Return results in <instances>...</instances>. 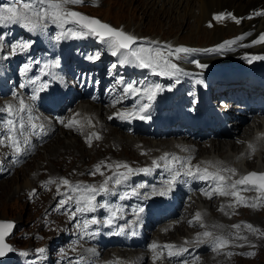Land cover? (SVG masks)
<instances>
[{
  "label": "bare ground",
  "instance_id": "6f19581e",
  "mask_svg": "<svg viewBox=\"0 0 264 264\" xmlns=\"http://www.w3.org/2000/svg\"><path fill=\"white\" fill-rule=\"evenodd\" d=\"M168 3L169 2L165 1L162 4L163 8L165 4H168ZM187 3H188L186 4L187 21L189 23L191 22V20H196V21L198 20V21H204L210 25H209V28L201 27L202 25L199 27V30L202 31L201 36L208 37V39L204 41L205 43L208 42V44L201 45V44H197V42L195 44H193L192 42L190 43L187 42L185 44L189 45L188 47L190 48L192 46H200V45L206 46V47L208 46V48L197 49L199 51L187 54L188 60L182 63L192 64L191 67L192 69H195L194 71L196 73L194 72L193 74L191 73L188 74L185 72L186 73L185 75H182L179 77L183 81L182 89L179 92H177L176 90V83H175L176 78H169L168 76H163V75L158 74L156 84L161 85L163 90L157 93L154 100L149 102L147 100L146 95L143 93V89L141 91V94L133 96L131 98L130 101L133 102L134 104L136 103L149 104L151 106L149 108V111L153 110L159 101L163 102V107H162L163 110L173 111L172 109L173 105H175V103L178 102L181 98H183L182 107H185L186 103L190 101V98L196 95L195 87L193 85L194 79L211 81L212 83L215 80H220L224 83V85L218 86L217 89L227 88V85L230 83H233L234 87L237 86L236 85L237 83L234 81L233 78L231 82V81H227L229 78L225 79L221 75L222 73L221 68H218L211 75V69L207 70L206 68L200 69L196 67L195 64L190 62L191 59L193 60V57L196 55H202L204 53L212 54L213 56L212 58H202V59H197V60L203 61L204 63H206L212 59H221L219 60V62L220 61L227 62L225 63L226 64L225 67H232V66L238 65L237 69L239 70H245V69H247L248 71L253 70L260 76L264 75V60H253L252 63L248 62L249 59H251L252 57L264 56V42L254 43V41H256L259 38V36L262 33H264V17L253 16L254 7L260 5L261 3L264 4V0H191V3H190V0H188ZM78 8H81V7H78ZM176 8L177 9L180 8L181 10H184L185 7L181 5H176V4L175 5L173 4L171 6V10L176 9ZM173 11H169V14L174 13ZM217 15H222L223 18L215 19L214 17H216ZM146 16L147 15H144L143 18ZM228 17H235V19H233L234 20L233 23H236L238 25L236 26V28L235 26H232L233 24H229L230 21ZM168 20L166 22H168L171 25L174 24V23L172 24V22ZM237 20H239V23L236 22ZM155 23L158 24V22L156 21ZM189 23H187V25ZM178 25L175 26L176 29L182 26V25L181 26H178ZM16 26L18 27V29L22 28L20 24H16ZM53 27H58V26L53 25ZM66 27L76 28V25L70 24V25H67ZM189 28L194 30V27L191 25H189ZM59 29L60 31H63V29L61 28ZM36 31H33L29 34L24 33L23 31H18V30H16V32H14L13 34L6 32V35H5L6 39L2 41L3 49L0 50V79L5 85L8 86V88L6 91L0 90V108L4 107L5 105L11 104L13 105V110L15 112V110L19 107V101L21 99L22 93L14 90L16 81H20V88H21L20 91H27L29 93H33L34 90H37L38 92H40L41 89H38L37 87H40L41 84L43 83H48L52 81V78L49 75V70L56 68L57 61L55 57L52 56L47 59L48 63H45V64L49 65V67H45V64H41V60L37 59V57L41 56L42 51L49 50L48 45H51V42L49 41L47 34H44L45 37H42ZM124 31H127V30H124ZM237 32H239L238 35L235 34ZM13 36H18L22 41L30 39L31 42L33 41L32 46L30 47V49H28L27 51L23 53L9 54L10 45L12 44V41L10 39H12ZM153 38H150V37L142 38L141 39L142 43L139 44V46L142 45L145 47H151L153 46L155 42H159L161 46L167 45V42L165 40L162 39V40L156 41ZM227 39L228 40L230 39V41H227V42H234V43L229 44L231 45V48L230 49L228 48L229 50H227V53H225L226 52L225 51L221 55L219 53L221 50L220 51H204V50H212V49L217 48V46H219L220 43L224 42ZM224 44H226V42ZM243 45L247 47V49L244 51L241 50V47ZM102 47L105 48L104 45ZM173 48H175V46ZM96 52H98V50H93V54ZM20 60H25L27 64L30 66L29 69L25 73L19 72L18 70L17 64ZM172 60L178 61L177 59H175V57H173ZM96 61L98 64H100L102 61L101 57L99 60H96ZM214 61L215 60H213V62ZM203 62H200V63H203ZM219 62L216 64L219 65ZM227 64H229L230 66L229 65L227 66ZM203 70L208 75H211V76H208L207 74H205ZM250 76L251 74L248 72L242 75V77H250ZM159 77H161V80H159ZM33 81H35V83H33ZM148 87L149 86L145 88H148ZM188 89L189 91H187ZM9 92L11 93L12 96L8 99L4 98L5 96H8L6 94ZM72 97L75 98L74 96ZM29 104L30 103L25 104L27 106V109H28ZM85 106L87 107L88 110L92 111L90 118L93 119L92 121L95 123L94 124L95 126L88 128V129L87 128L84 129V126H77L75 129L62 128L60 133L54 135L50 141H52L57 135L60 136L63 133L67 135L69 133H73L75 135L73 134H70V135L76 138L74 141L67 142L66 144H64V141L66 140L61 139L59 142V143L64 144L63 147L64 146L67 147L65 148L67 151H71V149L74 150L73 147H75L76 144L81 143L80 140H82L83 143L86 145V147H91L94 150L97 149V145L100 146L102 144V146H104L103 143L106 141L107 142L106 145H108V143H112L114 145L113 147L124 146L126 151H129V153H133V155L136 151L135 148H138L139 150L137 151H139V154H135L134 156H132V154L127 153L125 155L119 154L117 156L116 154L111 152L112 150L110 151V149H112L113 147L110 148L111 147L110 146L104 149L101 146L103 149L101 148V151L95 150L96 154H99V155L97 157H94L89 162L87 169L82 170L81 168H79L76 174L70 173L71 175L75 177H81L83 175V172L85 173L81 178H85L87 182L85 184H78V183H72L74 179H78L75 177H64L63 176L62 179H58L57 177H55L56 175L59 174V171L56 170L57 167L55 163H57V165L62 163V159H60V157H62L61 155H66V154L71 155L72 154L70 152L69 153L66 152V154L65 153L57 154V152L59 151V148H63V147L59 146L60 144H56L57 147H55V149H57V152L55 151L53 152L51 150V152H49L50 154H48V155H54V156L55 154H57V159L56 160L53 159L52 161V165L55 166V167H52L53 170H50V168L48 167L41 166L38 171L35 170L37 171L34 174L36 176V183L33 185L29 184V181H26L25 183L27 184L26 185L27 187L29 185L35 186L37 183H39V190L36 191L35 195L38 194L39 196V198L36 201L40 203V207L42 209L41 223L46 226V229L48 227L49 220L47 222L44 220L45 215L47 216L48 219L51 217L53 218L54 222L52 221L51 223L60 222L57 228H60L61 232L66 231L65 234L62 233L56 236L60 238V241H61L60 244H57V245L53 244L52 242L53 236H52L51 238H49L48 242L46 243L44 247H37V246L34 247L33 255L30 256L29 259L33 258L34 260L39 262V264H47L46 257H43V259H40L43 255H47L51 251H56V250L61 251L62 249L63 251L59 257L60 259L59 264H97L95 262V257L93 256V251L88 252L89 245L92 244L95 241V239H93L91 235L90 237H88V234H89V231L94 226H96L98 223L95 225H91L88 229H84L83 221L85 219H91L95 217L100 222V217L102 215L104 218H108L107 215L111 216L112 208L118 209L119 211L117 213L125 211V209L121 208L122 203L125 204L128 201V198L125 197L124 195L126 193H131V192L133 193L132 191L133 189H136L137 192H140L146 188V187L144 188L140 187L141 179L145 178V174H144L145 172L138 171L139 169L148 168L146 157L145 156L143 157V152L149 151V149L153 148V151H150L151 153L150 160H155L157 153H154V152L157 151L159 148H166L168 145H170V144H164L165 141L162 142L163 131L165 130V128H160L157 132L151 133V136L154 139H158L159 141L161 140L160 142L154 144V142L151 143L150 141H148L144 143L143 139L142 140L140 139L142 147H138L136 144L134 145V143L138 142L137 141L138 139L136 140L133 138L132 140L130 139L132 138V136H130L129 132L128 133L126 132V134L123 135L121 131L122 128L128 131V128H132V125L126 124L122 120L118 119L119 118L118 116L113 115L112 111L107 110L109 106L106 108L101 107L100 104H98L97 99L91 100V102L89 101L85 102ZM187 107L189 108V106ZM25 112L19 113L18 115H14V116H10L7 112H0V183H1L0 186H3L2 182L5 183V181L11 180L8 178L14 176L15 174L24 172L25 169H27V165L31 161L32 154H30V157L27 158V163H26L27 165H23V167H19V165L14 164L13 162H15V158L17 157L19 153H15L13 148L10 146L11 141L9 139H5V136L8 135L9 133H8V126L4 123V121L8 119H15L17 121L21 117H23ZM227 112L229 115H231V112L229 111ZM179 113L180 111H177V114ZM85 120H86V117L84 116L83 121ZM109 123H114L117 126L111 125ZM137 124L138 125L136 128V132L143 131L142 123L137 122ZM97 136L99 137V139H97ZM119 136H122L123 138H119ZM67 137L71 139V136H67ZM25 138H28V143L26 145L23 143L21 144V148L23 150L26 149L28 145L30 144V141L33 140V137L25 136L21 138V141H23ZM50 141H48L44 145L43 148L47 147V144ZM213 145L215 147V150H217L220 155H222L225 150H233L231 161L227 158L225 159L226 161H217L216 159L209 158V160H212V164L217 166L218 168H221V169L222 168H234L236 170V175L234 176H232L228 172H223L226 177L231 178L230 181L228 182H231L233 180L235 181V179L237 180L240 179V177L244 175L246 170H253V171L256 170L259 172L264 171V145L260 146V153L258 157H260L259 159L261 160L259 162L257 160L258 159L257 156H252L250 157L249 160L248 159L244 160L246 156H243V155L248 154L253 149H255V147H250V145L248 144L245 145L242 143L240 145H237L235 143L222 144L219 142L217 143L215 142L213 143ZM121 149L122 148H120V150ZM40 150L41 148L37 150V153H36L37 155ZM205 150L206 149L204 148L203 151ZM115 151H119V150L116 149ZM140 156L142 158H140ZM70 158L72 157L70 156ZM68 161L70 160L68 159ZM242 161L246 169L243 165H241ZM123 164H127L129 167L137 171H135L133 174L128 175L127 180H123L120 185H115L113 181H109L108 186L113 191L107 194L101 193L96 198L98 204H101V205L106 204L108 205L107 208L98 207L96 212H90V213H84V214L76 213L75 219L73 218L71 214L72 212L75 211V208H76L74 199L69 200L68 203L65 204L63 207H61L60 204H58V206L55 208V201H53V194L54 192L57 193L56 191L59 190L60 188L66 187L68 190L62 200L67 199L68 195H71L73 198H76L78 196V193L72 191V189L69 188V186L62 184L63 179H67L70 182V185H73V186L75 185H85V186L94 185L96 187H99L100 185L104 183L105 180H108L109 177H113L115 173H126L127 169L123 167H119V168L116 167V165H123ZM98 165H100L99 171H97ZM74 168H77V167L74 165ZM146 178H149V176H147ZM49 181H55V183H49ZM240 187L242 186H238L237 190H239ZM29 188L25 190V193H27ZM54 188L55 190L53 192ZM7 192H8V188H7ZM35 195L32 199L35 198ZM49 195H50V198L47 199L46 197ZM255 195L256 194L253 193V191L251 190L239 191V196L243 198V201L241 202H237L236 198L233 196H223V200L220 198L213 200L211 203L214 205L211 204L210 208L205 209V210L199 208L200 218L202 219L206 218V214L208 213L206 211L210 210L209 213L212 216V218H209L211 220L207 221L209 223H211V221L215 219L216 217H218V219H220L219 217H222L223 215H225L226 217L227 213L230 212L232 216L236 219L235 225H238L239 227L230 226V224L228 225L227 223H225L226 226H224L225 225L223 223L224 221L220 222L219 225H217L215 224L214 221H212L211 224L213 225H209V226H215L214 227L215 230L211 231L213 233V236H220L229 241L228 246L213 250L214 246L212 243H210L211 238H201L200 242H198V239H197L199 230H200V233L208 231L206 230L207 228L203 226L205 225V221L203 224L199 225L198 223H196V221H194V219L190 220L188 225L190 226V228L193 229V231L197 230V233L195 232L193 234L195 238H191L188 240L189 241L196 240V243L195 245H193V244H186V242H184L186 250L182 254L187 255V256H183L181 258L172 256L167 259L169 261V264H235L240 259L244 261L254 259L257 256V254H259V247L256 244H252L251 242L255 241V239H259V234H260L261 229L258 226H261V225L255 224L249 219H245V218L250 217V215H255L253 214V212L260 213L264 211V196L258 198ZM121 197H125V198L121 199ZM130 199L131 198H129V200ZM245 204L255 205V206L254 207L244 206ZM215 205L217 206V208H219V205H220L219 210L221 211H216L214 209V207H216ZM59 210H60V213H59ZM221 220L222 219H220V221ZM241 221L243 222L242 224H237V222H241ZM258 221H260V218L256 217V222ZM247 225H251L253 229H256L258 231H253L252 229H249ZM65 228L67 230H63ZM181 231L182 229L180 230V232ZM241 232H244V233H241ZM251 232H253L254 235H251ZM174 234L175 233H171L170 237H173ZM42 236L43 237L45 236L44 232ZM244 237H246V239H243ZM99 248L103 249L104 251H107V249L105 250L104 246L100 245ZM37 249H44L45 251L43 253H39V252H36ZM159 249H161V247H159ZM17 250L18 248L15 251L16 255H18ZM248 253H254V255H248ZM107 255L109 257L112 256L110 253V250L108 251ZM18 256H21V255H18ZM182 260L184 261L182 262ZM146 262L147 260L145 261V258H142V261L140 262V264H146ZM3 263L16 264V257L13 255L10 259L4 261ZM53 264H56V262H53ZM105 264H108V262H105Z\"/></svg>",
  "mask_w": 264,
  "mask_h": 264
},
{
  "label": "rangeland",
  "instance_id": "374dc122",
  "mask_svg": "<svg viewBox=\"0 0 264 264\" xmlns=\"http://www.w3.org/2000/svg\"><path fill=\"white\" fill-rule=\"evenodd\" d=\"M165 1L169 2V3L165 4V6L163 8L162 4ZM171 1L170 0H158V1L157 0H86V1L83 0V2L81 4L68 5V8L78 9V10H80V11H82L88 15L96 16V17L100 18L101 20H103L104 22L108 23L109 25H111L115 28L127 30L125 32L132 34L136 37L139 36V38H144V37L145 38H148V37L153 38L154 37L153 39L156 41L163 39L167 42L168 45H171V46L172 45H174V46L180 45V46L188 47L189 45L185 44L187 42L188 43L192 42L193 44H195L197 42V44H201V45L208 44V42H206V43L204 42L205 40L208 39V37L207 36H205V37L201 36L202 31L199 30V27L202 25L201 27L209 28L210 24H207L204 21H198V20L197 21L191 20V22L189 23L187 21V9H186V4H188L187 3L188 0H171ZM4 3H12V0H0V5H2ZM190 3H191V0H190ZM173 4L174 5L175 4L181 5L185 8H184V10H181L180 8L179 9L176 8V9H173L174 10L173 11V10H171V6ZM78 7H81V8H78ZM169 11H173L174 13L169 14ZM144 15H147V16L143 18ZM228 18L230 21L229 24H233L232 26H235V28H236V26H238V25L236 23H233L234 22L233 17H228ZM167 20L171 21L172 24L173 23L174 24L173 25L169 24L168 22H166ZM155 21L158 22V24L155 23ZM187 23H189V24L187 25ZM178 24H180V25H178ZM177 25L178 26L182 25V26L179 27L178 29H176L175 26H177ZM189 25L193 26L194 30L190 29ZM58 32H60V31L57 29H47V35L53 34V33H58ZM42 34H44V33L42 32ZM235 34L238 35L239 32H237ZM28 40L31 41L30 39H28ZM23 41H25V40H23ZM180 41L183 43H181ZM227 41H230V39L225 40L224 42L220 43V45L224 44ZM141 43H142V41L140 40L139 44H141ZM139 44H138V46H139ZM201 45H200V47H206V46H201ZM224 45H225V47L219 52L221 55L225 51H226L225 53H227V50H229L231 48V45H229V44H224ZM174 46H172V47H174ZM193 47H199V46H192L191 48H193ZM188 48H190V47H188ZM206 48H208V46ZM206 48H204V49H206ZM193 49H198V48H193ZM246 49H247V47H245V45H243L241 47L242 51H244ZM182 56L184 57L183 59L185 60L187 55L183 54ZM212 57H213L212 54H209V55H206L204 57H199L197 59L212 58ZM213 60H215V61L213 62ZM219 60H221V59H212L206 63H204L203 61H200V62H203L202 64L208 65V67L206 68L207 70H208V68H212L211 72L213 73L215 70H217L218 68H220L222 66H225L226 65L225 63H227L226 61H220L219 62ZM172 62L177 63L179 66L181 65L187 69L195 70V69H192V67H191L192 64H187V63H182L183 65L180 64L181 60H180V62L172 60ZM218 62H219V65L216 64ZM117 63H118V60H116L114 58L111 59V66L113 67V65H116L115 68L117 70H119ZM185 65H187V66H185ZM228 65L229 64H227V66ZM132 67L139 68V66H136V65H132ZM183 67H181V68L185 70V68H183ZM149 71L153 72L151 69H149ZM118 72H120V71H118ZM193 72H195V71H193ZM159 80H161V77H159ZM91 113H92V111L90 113H88V115H89V116L87 115L88 118L90 117ZM92 120L93 119L90 118V121L88 122V124L94 125L95 123ZM109 124L117 126L114 123H109ZM121 131H122L123 135H125L126 132L128 133V131L124 128H122ZM70 134H73V133H69L68 135L65 133H63L62 135L59 134L60 136L57 135L58 137L56 136L52 141H50L47 144V147L42 148L38 152V155L35 154L36 157L34 156L33 158H31V161L29 162V164L28 165L26 164L27 169H25L24 172L15 174L14 176L8 178L11 180L5 181V183L2 182L3 186H0V201H1V203H0V208H1L0 209V221L13 223V228L10 230V231H12V233L7 236L6 242L10 243L13 246L14 251H13L12 256L14 255L16 257V264H39V262H37L36 260L33 261V259H29V257L33 255L34 247H36V246L37 247H44L46 245V243L48 242L49 238H51L52 236H53L52 237L53 244H55V245L60 244L61 243L60 238L56 237V236L58 234H62V233L65 234V232H66V231L61 232V229L57 228L58 224L60 222L59 223H51L53 221L52 217L48 219L46 215L44 216V220L46 222L49 220L47 229H46V226L41 223V221H42V217H41L42 209L40 207V203L38 201H36L39 198V196H38V194L35 195L36 191L39 190V183H37L35 186L29 185L30 186V188H29V186L27 187L26 186L27 184H25L26 181H29V184H31V185L35 184L36 183V176L34 175L35 172H37L41 166H45V167L50 168V170H53L52 167H55L52 165L53 159H55V160L57 159V154H62V153L66 154V152L67 153L70 152L72 154L71 155H69V154L61 155L62 157H60V159H62V163L59 165H57V163H55L56 167H57L56 170L59 171V174L56 175L55 177H57L58 179H62L63 176L64 177H75L71 174H76L78 172L79 168H81L82 170L87 169L89 162L94 157H97L99 155V154H96L95 150L101 151L102 147L105 149L107 147L111 146L110 148H112L114 146L112 143H108V145H106L107 142L105 141L103 143L104 146H102V144L100 146L97 145V149L94 150L91 147H86V145L83 143V141L80 140L81 143L76 144L75 147H73L74 150L71 149V151H67L65 149L67 147H65V146L63 147V145L66 144L67 142H72L76 139L75 137H73ZM129 134H130V136H132V138H130V139H132V140H133V138L136 140L138 139L137 140L138 144L133 142L134 145L136 144L138 147H142L141 142H140L142 139H143L144 143L148 142V141H150L151 143L154 142V144L160 142L158 139H154L152 136H148V135L144 136V134H140V133H136V134L129 133ZM73 135H75V134H73ZM67 136H71V139L68 138ZM119 138H123V137L119 136ZM61 139L66 140V141H64V144L59 143ZM162 142H164V141H162ZM56 144H60L59 146L63 147V148H59L58 152H57V149H55V147H57ZM212 147H213V149H212ZM212 147L208 148L207 152H202L201 157L203 159H206V161H207L208 158H212V159H216L217 161H226L225 159L227 158L231 161V156L233 155V150H225L224 153L222 155H220L219 152L217 150H215L214 145ZM52 148H54L55 150ZM114 148H116L119 151H115L116 149H114ZM120 148H122V149L120 150ZM76 149L78 152L76 151ZM135 149H136V151H135L134 155L139 154V151H137L139 149L138 148H135ZM51 150L53 152L54 151L57 152V154H55V156L54 155H48V154H50L49 152H51ZM110 151L113 152L114 154H116L117 156L119 154L125 155V154L129 153V151H126L124 146L113 147L112 149H110ZM122 151H124V152H122ZM150 151H153V148L149 149V151L143 152V157L145 156L146 160H147V167L153 166V165H155L154 162H159L161 160V149H158L157 151L154 152V153H157L155 160H150V154H151ZM75 152H77V153H75ZM129 154H132V156H134L133 153H129ZM70 156L72 158H70ZM243 156H246L245 158L243 157L244 160L250 159V156H247V154L243 155ZM63 158H65V159H63ZM67 158L70 161H68ZM140 158H142V157L140 156ZM259 158L260 157H258V159H257L258 162L261 160ZM229 160H227V161H229ZM15 161H17L16 158H15ZM76 161H77V163H76ZM241 163H242L241 165H243V161ZM74 165L77 168H74ZM243 166L245 167V165H243ZM19 167H23V166H19ZM71 167H72V169H71ZM245 169H246V167H245ZM35 170H37V171H35ZM63 171H64V173H63ZM250 172L261 173V172L256 171V170H254V171L253 170H247L244 173V175H247ZM84 174L85 173L83 172V175ZM45 177H47V176H45ZM81 177H75L78 179H74L72 181V183H78V184L83 183V184H85L87 182V180L85 178H81ZM81 180L84 182H82ZM7 188H8V192H7ZM28 188H29V190L27 191V193H25V190H27ZM54 190H55V188L53 189V192H54ZM67 191L68 190L66 187H62L56 191L57 193L54 192L53 201H55V208L58 206L59 202L63 199V197L67 193ZM253 193H255L256 194L255 196L258 198L264 196V194L261 195L259 191L254 190V189H253ZM34 195H35V198H34L35 201H34V199H32L34 197ZM46 198L49 199L50 195L47 196ZM219 198L223 200V196L219 195ZM212 201L213 200H211L209 202L208 201H200V202L197 201V204L194 205L195 207H193V211L191 212L192 219H190V220L194 219V221H196V223H198L199 225L203 224L205 221V225H203V226H205L207 228L206 230H208L209 232L215 230L214 229L215 226H209V225H213V224H211L212 221H214L215 224H217V225H219L220 222L224 221L223 222L224 224L227 223L228 225L230 224V226H235L236 219L232 216V214L230 212L227 213V215H226L227 218L225 217V215H223L222 217H219L220 219H222L220 221V219H218V217H216L215 219H213L211 221V223L207 222V221L211 220L209 218H212V216L209 213L210 210L206 211L208 213L206 214V218H203L204 220L202 218H200V219L196 218V214L199 213L198 211H200L199 208L204 209V210L210 208ZM212 205H214V204H212ZM255 208H257V207H255ZM214 209L216 211H221V210H219L220 205H219V208H217V206H216V207H214ZM59 213H60V210H59ZM253 214H255V215H250V217L245 218V219H249L253 223L261 225V226H258L261 229L260 234H259V239H255V241L251 242L252 244H256L259 247V254H257V256L254 259H250L248 261H244V260L240 259L241 261L238 260L235 264H264V231H262V230H264V211L260 212V213L253 212ZM213 217H215V216H213ZM256 217L260 218V221H258L259 223L256 222ZM190 220L183 222L182 226H180L179 228H175L171 232V233H175L173 237H170V234H171L170 233L168 236H166V239H163V240L157 242L156 244L157 245L162 244L163 246L169 245V244H171V245L180 244L182 246L181 250L185 248L181 243L185 244L184 242H186V244L195 245L196 240H194V241L188 240L191 238H195V236L193 234L195 232L197 233V230L193 231V229L190 228V226L188 225ZM242 223H243L242 221L237 222V224H242ZM224 226H226V224ZM219 227H221V226H219ZM49 229H51V230H49ZM181 229H182V231L180 232ZM63 230H67V229L65 228ZM43 232L45 233L44 237L42 236ZM199 233H200V230H199L198 234ZM241 233H244V232H241ZM251 235H254V233L251 232ZM17 248H18L17 254L21 255V256L16 255L15 251ZM56 251H51L47 255H43L40 259H43V257H46V263L47 264H53V262H56V264H59V260H60L59 257L62 254L63 249L61 251H58V250H56ZM90 251H93V256L95 257L96 262H98L102 258V255H99L97 253L96 245L90 244L88 252H90ZM164 251H169V250L168 249H165V250L162 249V251L161 250L159 251L158 249H156L155 252L151 254L147 264H167V262L161 258V253ZM36 252H38V251H36ZM21 253H28V255L25 256V255H22ZM128 255H129V258H131V254H128ZM12 256H10V257H12ZM10 257L4 258L1 263L5 264L3 262L6 261L7 259H9ZM154 257H158V258L154 259ZM129 258H125L124 256L119 255V256H116L115 262L116 263L117 262H124V261H127ZM27 259H29L31 263L26 262ZM24 261H25V263H24ZM113 262H114V260H113ZM116 263H112V264H116Z\"/></svg>",
  "mask_w": 264,
  "mask_h": 264
},
{
  "label": "snow or ice",
  "instance_id": "6c2138e0",
  "mask_svg": "<svg viewBox=\"0 0 264 264\" xmlns=\"http://www.w3.org/2000/svg\"><path fill=\"white\" fill-rule=\"evenodd\" d=\"M83 0H12V3H4L0 5V26L5 24H20L22 27L28 29L29 31L43 30L47 27L48 23L56 25L59 28L63 29L59 35L55 36L54 39L59 41L61 38H67L72 36L74 38H84L87 36H94L100 40V42L105 46V48L110 52L114 57L119 58V63L121 65H136L142 68L151 69L154 73L159 75L168 76L169 78H176L175 83H179V77L185 75L184 69H182L177 63L172 62V58L183 59L184 57L180 54H190L196 51L197 49H191L184 46H179L173 48L171 45L161 46L159 42H155L151 47L137 46L139 41L142 38L136 37L132 34L125 32L123 29H117L109 24L103 23L97 18L89 17L83 13L72 10L68 8V5H78L81 4ZM260 15H264V10H262ZM215 19H222V15H217ZM235 19V17H233ZM239 23V20L236 21ZM76 25V28L66 27L67 25ZM6 39L5 34H0V50L3 49L2 41ZM264 42V33H262L259 38L254 41V43ZM234 42H226V44H231ZM32 46L31 41H19L10 45L9 54L23 53L30 49ZM225 47L224 44L217 46V48L212 50L204 51H220ZM101 53L98 51L93 55L87 57V59L95 61L99 60ZM253 60H264V56H256L249 59V63H252ZM191 63L195 64L196 67L200 69L207 68L208 65L200 63L199 60H191ZM29 65L25 64L22 68V73H25L29 69ZM45 67L49 65L45 64ZM116 67V65H113ZM159 70V71H158ZM123 82V81H121ZM201 82L202 81H198ZM35 83V81H33ZM47 84H42L41 89L46 88ZM162 87L159 84H153L148 88L143 89V93L146 95L147 100L151 102L155 99L158 92L162 91ZM123 91L129 95L141 94V89L137 88L133 83H127ZM36 97L33 96V99ZM118 102V101H117ZM149 104H142L138 108H134L131 111H121L117 113V116L120 119H129V118H138L141 120L151 119L150 115H147ZM27 106L25 105L23 99L19 101V107L13 110V105L8 104L0 108V112H7L10 116L18 115L19 113L27 111ZM63 122V121H61ZM8 126V135L5 136V139L11 141L10 146L13 148L15 153H21L22 148L21 144H27L28 140L25 138L23 141L19 138L23 136L25 131V126L22 119L18 122L15 119H8L4 121ZM74 122H70L67 126L71 127ZM33 130L43 128V125H37L35 123L31 124ZM97 139L99 137L97 136ZM250 147H253L250 145ZM190 159V158H189ZM161 160L166 162V165L169 166L170 177L167 179L160 188L152 187V191L159 196H166L172 190L174 185L180 179V177L188 176L193 177L199 175L198 178L204 180H212L216 183L211 188L210 191L206 192L209 198H212L213 193H217L221 196H233L236 198L237 202L243 201V198L239 196V191H248V190H257L264 192V172H250L247 175L240 177V179L235 181H230V177H225L221 172H228L232 176L236 175V170L234 168H218L215 172H210L208 168L201 169L199 165L195 166V171H193V166L187 161H179L178 157L172 156L169 159V155L161 157ZM177 161H179V167H177ZM155 167H160L161 165L157 162H154ZM117 168L123 167L127 169L126 173H115L113 177H109L108 180H105L102 185L96 187L94 185H70V182L67 179L62 180V184L69 186L72 191L78 193L76 198H73L71 195L67 196V199L61 200L59 202L60 206L63 207L68 203L69 200L74 199L76 205L75 211L72 212V216L75 219L76 213L84 214L90 212H96L98 207L107 208L106 204H98L97 196L101 193H110L113 190L109 188V181H113L115 185H120L123 180H127L128 175L133 174L135 171L127 164L116 165ZM181 169L183 171H181ZM100 170V165L97 166V171ZM151 168L139 169L140 172H151ZM94 174V173H93ZM49 183H55V181H49ZM238 186H242L238 189ZM141 188L148 187L147 185L141 184ZM134 195H140L136 189H133ZM147 195V194H146ZM125 197H121L123 199ZM244 206H255L245 204ZM118 209H111V216L108 218L107 223L110 226L115 219H117ZM144 211L143 207H140L137 210V216L139 213ZM196 218L200 219V214H196ZM99 221L93 217L91 219H85L83 221L84 229H88L91 225H95ZM234 227H239L235 225ZM249 229L253 231H258L253 229L251 225H247ZM13 228L12 222H2L0 221V257L6 256L8 253L13 252L14 249L11 245L5 242V237L8 235L9 231ZM123 231V228H121ZM133 235L136 233L133 232ZM201 238H211L210 243L213 244V250L217 248H224L228 246L229 241L220 236H213L212 232L205 231L198 234V242L201 241ZM243 239H246L244 237ZM242 246V245H241ZM158 247L168 249V255L172 256L175 253L172 249L175 248L174 245H164L160 246L156 243L151 245L153 250ZM39 253H43L44 249H38ZM22 255L27 256L28 253H21ZM231 254V253H230ZM248 255H254V253H248ZM158 258V257H154Z\"/></svg>",
  "mask_w": 264,
  "mask_h": 264
},
{
  "label": "water",
  "instance_id": "95a60500",
  "mask_svg": "<svg viewBox=\"0 0 264 264\" xmlns=\"http://www.w3.org/2000/svg\"><path fill=\"white\" fill-rule=\"evenodd\" d=\"M76 11V10H75ZM79 12V11H78ZM81 13V12H80ZM84 14V13H83ZM86 15V14H85ZM88 16V15H87ZM89 17H93V18H97V19H99L100 21H102L100 18H98V17H96V16H89ZM103 23H106V22H104V21H102ZM106 24H108V23H106ZM118 29V28H117ZM12 233V231H10L9 233H8V235H10ZM7 235V236H8ZM7 236L5 237V242H6V238H7ZM6 243H8V242H6ZM9 245H11L10 243H8ZM12 246V245H11ZM13 247V246H12ZM11 253V252H10ZM10 253H8L7 255H9ZM6 255V256H7ZM5 257V256H4ZM3 257H0V260L2 259Z\"/></svg>",
  "mask_w": 264,
  "mask_h": 264
}]
</instances>
